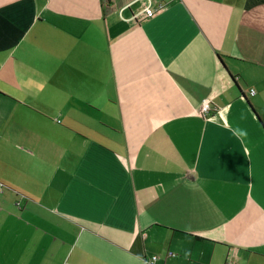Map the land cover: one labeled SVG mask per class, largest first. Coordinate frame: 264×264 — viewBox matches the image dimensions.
<instances>
[{
    "label": "crops",
    "instance_id": "0c3cea01",
    "mask_svg": "<svg viewBox=\"0 0 264 264\" xmlns=\"http://www.w3.org/2000/svg\"><path fill=\"white\" fill-rule=\"evenodd\" d=\"M150 1L0 0V264H264V0Z\"/></svg>",
    "mask_w": 264,
    "mask_h": 264
},
{
    "label": "built area",
    "instance_id": "2783aa9c",
    "mask_svg": "<svg viewBox=\"0 0 264 264\" xmlns=\"http://www.w3.org/2000/svg\"><path fill=\"white\" fill-rule=\"evenodd\" d=\"M164 6H165V3L162 0H158L156 3H152L150 1L147 5L140 7V9L137 11L134 17L135 18L137 17L138 20H143V19L153 17L159 11H161ZM254 92H255V89L251 88V93H254ZM201 111L205 115H209L212 117L217 116V112L215 113L216 108L210 99H205L203 101L201 105ZM3 185L4 184L0 182V191L3 189ZM170 254H172V252H170ZM157 258H158V255H152L150 257H145L143 260V264H154ZM227 264H232V263L229 262Z\"/></svg>",
    "mask_w": 264,
    "mask_h": 264
},
{
    "label": "clouds",
    "instance_id": "9594fccd",
    "mask_svg": "<svg viewBox=\"0 0 264 264\" xmlns=\"http://www.w3.org/2000/svg\"><path fill=\"white\" fill-rule=\"evenodd\" d=\"M233 131H234V134H236L238 137L247 135V132L244 129L237 128V129H234Z\"/></svg>",
    "mask_w": 264,
    "mask_h": 264
}]
</instances>
